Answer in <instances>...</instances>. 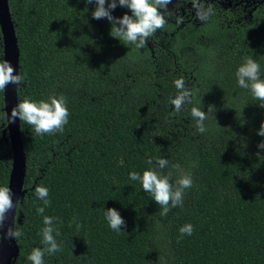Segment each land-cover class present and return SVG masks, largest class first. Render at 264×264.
Segmentation results:
<instances>
[{
	"label": "trees",
	"instance_id": "1",
	"mask_svg": "<svg viewBox=\"0 0 264 264\" xmlns=\"http://www.w3.org/2000/svg\"><path fill=\"white\" fill-rule=\"evenodd\" d=\"M177 1L187 9L189 0ZM8 5L24 77L18 101L55 92L70 112L63 133L36 136L20 122L25 194L14 227L23 235L11 264H31V250L43 247L38 185L49 190L45 215L58 218L62 249L45 254L44 264H264V150L257 147L264 108L235 77L244 56L256 59L264 75V4L247 22L236 15L239 21L228 22L230 13L215 7L204 20L169 12L164 29L141 49L113 38L108 20L94 19L95 5L85 0ZM125 12L131 14L118 6L113 15ZM180 77L193 102L174 113L169 97ZM193 106L212 110L203 134ZM5 128L0 92V186H8L12 166ZM160 155L169 160L165 173L179 164L193 178L183 207L166 217L129 180L130 171ZM103 207L120 212L125 232L108 226ZM186 223L194 232L179 239Z\"/></svg>",
	"mask_w": 264,
	"mask_h": 264
},
{
	"label": "clouds",
	"instance_id": "2",
	"mask_svg": "<svg viewBox=\"0 0 264 264\" xmlns=\"http://www.w3.org/2000/svg\"><path fill=\"white\" fill-rule=\"evenodd\" d=\"M85 2L95 5L92 11L94 19L108 20L111 25L110 35L113 38L126 46L134 45L137 49H141L157 31L164 29L166 20L163 10L167 9L171 0H85ZM118 6L128 9L131 14L125 12L119 17L114 16L113 11ZM199 18L206 19V14H200ZM235 77L238 86L249 90L252 97L260 102L259 106L264 108V75L257 60L252 56H244L236 68ZM23 79L24 77L18 74L10 61L0 60V92H4L9 84L20 86ZM173 84L176 94L169 97V103L173 106L174 113H180L186 104H192L193 93L186 87L183 77L174 78ZM67 105V98L55 92L49 93L46 98L25 97L11 109L9 122H15L18 118L20 122L27 124L36 136L63 133L70 116ZM190 111L192 118L196 121L197 132L205 133L207 131L205 121L212 111L211 108L208 107V111H204L200 107L193 106ZM257 135L264 137V120L260 123ZM257 147L264 150V140L260 141ZM145 163L148 167L141 171L129 172V180L138 182L143 191L149 194L159 206L161 217H166L173 208H182L185 191L193 187L191 172L176 164L172 166L175 173H165L163 170L169 166V160L163 155L150 157ZM35 194L44 205L36 208L37 213L43 217L44 227L40 231L43 247H34L27 256V260L31 264H44L45 254L52 255L62 250L56 239L60 231L55 226L58 218L45 215L46 207L51 204L48 188L38 185L35 188ZM13 195L9 186H0V239H19L23 235L14 225L4 230L8 214L17 207L18 198L14 201ZM103 209L108 226L117 233L124 231L126 221L120 212L115 207H103ZM75 219L73 217L72 222H75ZM79 227L81 225L77 224V228ZM193 232L194 226L186 223L179 228V239L185 235L190 236Z\"/></svg>",
	"mask_w": 264,
	"mask_h": 264
},
{
	"label": "water",
	"instance_id": "3",
	"mask_svg": "<svg viewBox=\"0 0 264 264\" xmlns=\"http://www.w3.org/2000/svg\"><path fill=\"white\" fill-rule=\"evenodd\" d=\"M0 30L2 34L3 59L10 61L12 66L18 72L19 67V48L11 14L9 10L8 0H0ZM4 111L6 115V128L3 130L8 133V139L12 148V166L9 175L8 186L12 189L14 195L13 200L18 198L17 205L21 203L25 194L23 189L26 159L23 150V143L20 131V121L17 118L15 122H9L11 109L18 103L17 86L9 84L3 92ZM16 209L8 214L5 221V229L11 225H15ZM20 221V217L17 219ZM18 255V248L14 238L0 239V264H11Z\"/></svg>",
	"mask_w": 264,
	"mask_h": 264
},
{
	"label": "flooded vegetation",
	"instance_id": "4",
	"mask_svg": "<svg viewBox=\"0 0 264 264\" xmlns=\"http://www.w3.org/2000/svg\"><path fill=\"white\" fill-rule=\"evenodd\" d=\"M235 1L234 3H232ZM237 0H189L186 3V6L188 8V14L187 17H192V16H199L200 13L207 14V9L211 8H217L219 11H222L224 15L226 13H230L232 16V19H228V22L232 21H239L234 18V15L239 16L240 19L243 21L247 22L248 20L253 19V14L254 12L258 11V8L261 7L262 4H264V0H239V4L243 5V3H247L248 6L250 7V12L249 14H245V8H239L237 5ZM251 2L253 3L251 5ZM226 4V5H224ZM189 9L191 11H189ZM194 9V10H193ZM243 10V11H242ZM196 11V12H195Z\"/></svg>",
	"mask_w": 264,
	"mask_h": 264
},
{
	"label": "rangeland",
	"instance_id": "5",
	"mask_svg": "<svg viewBox=\"0 0 264 264\" xmlns=\"http://www.w3.org/2000/svg\"><path fill=\"white\" fill-rule=\"evenodd\" d=\"M235 1H233L232 3H234ZM237 2H239V0H237ZM236 2V3H237ZM253 3L251 2V5H252ZM224 5H226V4H224ZM237 5L239 6V8L241 9V8H245V11H244V13L245 14H249V12H250V7L248 6V4L247 3H243V5H241V4H239V3H237ZM186 8H187V6H186ZM184 10H187L188 11V8L187 9H184L183 8V3L182 4H179L178 3V1L177 0H171V3L169 4V5H167V9L166 10H164L163 11V15L165 14H168L169 12H172V13H179V12H182V14H184V16L185 17H187L188 16V14L190 13V12H184ZM194 10V9H193ZM189 11H191L190 9H189ZM243 11V10H242ZM196 12V11H195ZM187 15V16H186ZM169 16H171V15H169ZM196 18H198V16H195L194 17V19H196Z\"/></svg>",
	"mask_w": 264,
	"mask_h": 264
}]
</instances>
